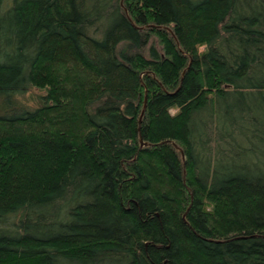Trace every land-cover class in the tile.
Listing matches in <instances>:
<instances>
[{
  "label": "trees",
  "instance_id": "1",
  "mask_svg": "<svg viewBox=\"0 0 264 264\" xmlns=\"http://www.w3.org/2000/svg\"><path fill=\"white\" fill-rule=\"evenodd\" d=\"M0 264H264V0H0Z\"/></svg>",
  "mask_w": 264,
  "mask_h": 264
},
{
  "label": "rangeland",
  "instance_id": "2",
  "mask_svg": "<svg viewBox=\"0 0 264 264\" xmlns=\"http://www.w3.org/2000/svg\"><path fill=\"white\" fill-rule=\"evenodd\" d=\"M41 91L38 90V89H35L33 88L32 90H30L29 93H27L24 97H23V101L25 102H29V103H32V104H35L37 102V100H35V96L37 94H40Z\"/></svg>",
  "mask_w": 264,
  "mask_h": 264
},
{
  "label": "water",
  "instance_id": "3",
  "mask_svg": "<svg viewBox=\"0 0 264 264\" xmlns=\"http://www.w3.org/2000/svg\"><path fill=\"white\" fill-rule=\"evenodd\" d=\"M144 106H145V102H144L143 108H144ZM142 112H143V109H142ZM142 143H143V142H142Z\"/></svg>",
  "mask_w": 264,
  "mask_h": 264
}]
</instances>
